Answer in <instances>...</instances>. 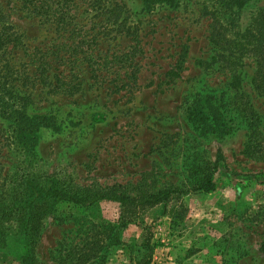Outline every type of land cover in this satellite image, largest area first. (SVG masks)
<instances>
[{
	"label": "rangeland",
	"instance_id": "374dc122",
	"mask_svg": "<svg viewBox=\"0 0 264 264\" xmlns=\"http://www.w3.org/2000/svg\"><path fill=\"white\" fill-rule=\"evenodd\" d=\"M112 1L123 30L110 22L90 29L95 19L77 12L82 31L97 32L99 66H26L24 49L44 50L67 32L26 15L21 0H0V29L22 44L0 58V202L28 177L76 191L118 185L130 196L184 188L187 212L170 227L158 204L143 213L144 230L119 227L123 209L114 201L43 205L31 242L17 219L0 221V264L20 256L32 264H130L148 234L149 264H264V184L254 179L264 175V95L251 84L249 50L263 45L256 39L264 0ZM225 40L248 50L220 57L214 50ZM217 153L214 189L191 190L193 166Z\"/></svg>",
	"mask_w": 264,
	"mask_h": 264
},
{
	"label": "trees",
	"instance_id": "16d2710c",
	"mask_svg": "<svg viewBox=\"0 0 264 264\" xmlns=\"http://www.w3.org/2000/svg\"><path fill=\"white\" fill-rule=\"evenodd\" d=\"M160 2L165 5H171L173 0H141L146 7L150 3ZM151 5V4H150ZM81 13L85 12L90 15L92 26L98 25L99 29H105L108 22L117 24L123 30V19L117 22L120 16L119 5L112 0H21V9L25 11L26 15L36 17L40 22L51 23L63 32H67L63 36V40L57 41L55 44L44 50L34 48L27 53L23 50V54L28 56V60L23 62L26 66H56L53 64L61 63L64 66H74L78 64H85L86 66L100 65L93 60V45L96 44V33L92 31H82V25L78 24L76 20L78 17V8H81ZM2 10L0 9V21L2 18ZM259 21L262 27L260 36L257 41L263 40V45L257 48L249 49L253 51L256 56L253 73L251 75V84L254 89L264 95V6L258 14ZM77 24L75 28L74 25ZM128 28V27H127ZM82 31L81 37L74 42V37H78ZM125 35L129 34V29L124 30ZM210 41L213 46L219 45L220 39L210 35ZM238 41V40H236ZM231 41L226 46L215 48L218 56L235 55L241 53L240 51H247L244 43ZM230 43L232 45L230 46ZM19 36L10 31L7 27L0 29V58L10 50L22 48ZM86 46V49L83 48ZM219 50H223L219 52ZM62 53H59L61 52ZM223 53V54H222ZM50 55V56H48ZM56 59H58L56 61ZM63 61V62H62ZM14 65V64H12ZM2 66H11L7 61L2 63ZM43 70V69H42ZM44 71V70H43ZM220 161V155L217 153L213 162L201 160L193 166V182H190V189L193 191L209 192L214 189V181L212 178L215 172L217 163ZM258 183L264 184V175L261 179L254 176ZM118 185L110 188L102 189L100 191H89L81 189L76 191L59 182L56 179L34 180L28 177H22L12 190L8 200L2 199L0 202V221L7 219H17L20 223V230L23 238L31 242V234H35L37 229L36 224L32 220L36 209L43 205L52 209L55 205H71L74 207L84 208L88 207L100 200H109L118 203L123 209L117 222L119 227L127 223L136 222L142 225L145 230V225L142 221L143 213L158 205H163L162 215L169 218V225H178L183 221L187 212V207L184 203L183 197L187 193L184 188L166 186L156 191H141L134 195H125L118 192ZM39 215V213H37ZM264 231V219L262 221ZM34 236V235H33ZM155 243L151 240L150 235L142 237L140 244L134 246V254L129 258V262L133 264H149L150 256ZM259 251L264 255V240L259 245ZM30 253V251H29ZM29 256V254H28ZM134 258V260H133ZM29 259V260H28ZM31 258L20 256L18 264H32ZM88 261L85 258L81 262ZM33 264H35L33 262ZM83 264V263H80Z\"/></svg>",
	"mask_w": 264,
	"mask_h": 264
}]
</instances>
